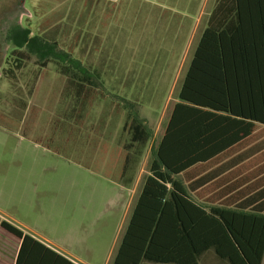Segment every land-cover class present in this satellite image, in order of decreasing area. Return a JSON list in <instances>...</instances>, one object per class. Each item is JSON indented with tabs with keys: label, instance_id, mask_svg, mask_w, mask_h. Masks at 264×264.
Segmentation results:
<instances>
[{
	"label": "rangeland",
	"instance_id": "1",
	"mask_svg": "<svg viewBox=\"0 0 264 264\" xmlns=\"http://www.w3.org/2000/svg\"><path fill=\"white\" fill-rule=\"evenodd\" d=\"M216 2L0 0V209L114 247L126 226L116 206L138 196ZM23 30L89 70L83 98L68 80L75 70L12 55ZM133 108L153 137L119 184Z\"/></svg>",
	"mask_w": 264,
	"mask_h": 264
},
{
	"label": "trees",
	"instance_id": "2",
	"mask_svg": "<svg viewBox=\"0 0 264 264\" xmlns=\"http://www.w3.org/2000/svg\"><path fill=\"white\" fill-rule=\"evenodd\" d=\"M253 2L263 0H217L203 30L190 65L173 105L164 132L151 151L148 174L142 180L134 210L117 249L113 264H199L208 251L228 264H262L264 258V190L252 196L254 206L242 202L231 206L229 200L215 205V167L239 143L264 123L260 98L249 96L239 83L235 88L238 60L230 24L263 20V12L251 11ZM10 41V40H9ZM12 55L18 60L25 53L62 65L63 74L83 89L93 85L92 74L69 54L57 49L55 42L31 36L28 30L13 33ZM240 50V49H239ZM242 51V50H241ZM243 56L240 59L244 66ZM67 62L70 66H65ZM240 66V64H239ZM122 132L128 136L121 169L116 182L130 170L132 153L141 155L153 132L135 109L126 116ZM229 195L230 187L223 188ZM219 196V195H218ZM229 198V197H228ZM0 227L28 243L51 250L13 224L2 221Z\"/></svg>",
	"mask_w": 264,
	"mask_h": 264
},
{
	"label": "crops",
	"instance_id": "3",
	"mask_svg": "<svg viewBox=\"0 0 264 264\" xmlns=\"http://www.w3.org/2000/svg\"><path fill=\"white\" fill-rule=\"evenodd\" d=\"M259 10H262L264 14V0L259 6L258 2H253V6L248 11L256 14ZM230 38L235 41L237 47L235 58L238 60V65L235 88L239 83L240 89L242 88L247 95L256 94L262 102L261 109L264 110V15L263 20L259 22L253 17L251 22L248 21L245 24H230ZM242 56L243 67L240 63ZM252 123L256 126L253 133L228 155H220L223 161L218 165L224 166L220 169L215 167L214 184H217L215 205H221L229 200L231 206L244 202L246 207L252 208L254 206L252 196L255 192L264 190V123ZM122 180L118 183L120 184ZM227 185L230 187V193L223 197L221 191ZM136 200L132 207L124 200L117 204L116 210L121 213L122 221L126 223V226L112 248L107 245L104 247L102 242L96 244L90 242L87 234L77 231H64L57 227L48 228V230L39 229L37 219L32 216L30 219L27 218L28 214L24 209L12 212L0 209V223L7 221L13 224L53 252H48L31 243H28L22 251V240L0 227V264H113ZM99 238L102 239L103 236ZM141 264L159 263L142 262ZM199 264L228 263L220 259L214 251H208L201 257ZM262 264H264V258Z\"/></svg>",
	"mask_w": 264,
	"mask_h": 264
}]
</instances>
